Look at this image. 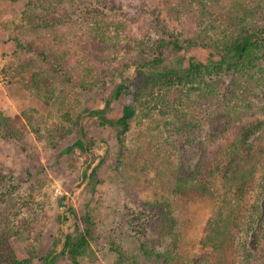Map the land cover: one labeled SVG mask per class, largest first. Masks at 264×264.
Listing matches in <instances>:
<instances>
[{
    "label": "rangeland",
    "instance_id": "rangeland-1",
    "mask_svg": "<svg viewBox=\"0 0 264 264\" xmlns=\"http://www.w3.org/2000/svg\"><path fill=\"white\" fill-rule=\"evenodd\" d=\"M47 1L31 15L27 0H0V59L12 68L0 89V264H74L70 234L87 239L78 264H195L215 205L197 192L164 190L159 174L176 181L185 139L173 132V107L200 106L198 92L156 86L151 96L147 75L135 71L148 57L140 43H187L200 29L178 14L179 3L195 9L206 1L204 25L222 35L232 28L223 7L230 0L218 7L213 0ZM44 44L51 45L47 57L40 54ZM41 72L37 96L32 85ZM120 78L135 110L126 130L115 111L104 119L90 114L114 99ZM51 82L53 98L45 91ZM80 135L97 140L95 160L76 144Z\"/></svg>",
    "mask_w": 264,
    "mask_h": 264
},
{
    "label": "trees",
    "instance_id": "trees-1",
    "mask_svg": "<svg viewBox=\"0 0 264 264\" xmlns=\"http://www.w3.org/2000/svg\"><path fill=\"white\" fill-rule=\"evenodd\" d=\"M27 1L26 12L31 15L37 7L50 4L47 0L40 4L39 0ZM219 2L213 0L212 6L218 7ZM179 4L178 14L196 19L200 29L187 43L173 37L140 43L148 57L136 64L135 71L147 75L151 96L156 86L168 91L191 87L201 102L188 112L184 106L173 107L172 117L177 120L173 132L185 139L180 147L182 160L176 181L170 182L161 171L160 184L172 194L197 192L215 205V214L200 241L202 256L195 264H264V0H230L229 6L223 2L226 24L232 28L224 29L222 35H212L204 25L206 1L195 9L188 3ZM17 34L19 48L26 49L29 43ZM48 48L51 45L44 44L40 54L47 57ZM67 62L65 58V66ZM51 64L63 66L56 59ZM10 69L5 65L8 78ZM226 74L230 76L227 85ZM53 77L60 82L57 74ZM42 80L41 72L32 85L37 96L42 94ZM119 80H114V99H107L104 109L91 110L90 114L104 119L105 113L115 111L116 122L126 130L135 110L124 100L128 81ZM53 84H47L45 90L51 98L57 90ZM76 144L91 153L93 160L97 158L95 138L87 142L80 135ZM67 212L74 215L72 207ZM73 239L68 235L66 243L74 264H78L77 256L87 239L85 235ZM53 262L48 258L46 264Z\"/></svg>",
    "mask_w": 264,
    "mask_h": 264
},
{
    "label": "built area",
    "instance_id": "built-area-1",
    "mask_svg": "<svg viewBox=\"0 0 264 264\" xmlns=\"http://www.w3.org/2000/svg\"><path fill=\"white\" fill-rule=\"evenodd\" d=\"M9 78L5 72V63L0 59V89L7 86Z\"/></svg>",
    "mask_w": 264,
    "mask_h": 264
}]
</instances>
